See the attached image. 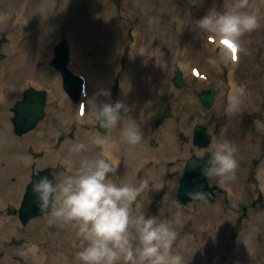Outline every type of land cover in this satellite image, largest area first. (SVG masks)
Returning a JSON list of instances; mask_svg holds the SVG:
<instances>
[{
    "label": "rangeland",
    "instance_id": "374dc122",
    "mask_svg": "<svg viewBox=\"0 0 264 264\" xmlns=\"http://www.w3.org/2000/svg\"><path fill=\"white\" fill-rule=\"evenodd\" d=\"M74 1L76 4L74 5L73 10L77 12L81 9L80 4H77L80 0ZM104 1L105 0H99L91 4V8L94 9V14L97 18H99V20L103 19L104 16ZM1 2L2 0H0V12L5 9L1 8V6H3ZM261 2H264V0ZM64 3L65 0H60L58 4L61 6ZM113 3L115 13H117V11L127 4L131 10L137 12V15L140 14L139 16L142 18V20H140V24L143 25V29L148 30L149 35L151 34V39L154 38L158 43L163 45V50H170L172 46V39L175 37V35L184 31V26L189 27L186 31L190 34H193V36H206V33L202 30L197 31L195 22L193 21L199 20V14L202 9L198 5L193 4V0H120L119 6L117 5L116 0H113ZM219 8L220 11H223L222 7L219 6ZM167 23L172 26V30L170 33L168 32L169 36H164L167 35V32H164L163 30H168L170 28V26L166 25ZM193 24L194 32L190 30V26L192 27ZM260 26L264 27L263 21H261ZM119 30L121 33H123V30L126 31L125 36H119L117 38L115 37L114 33L108 32L105 40L108 41L106 46L101 49V52L100 47L98 45L91 44V38L86 37V47L84 49V54L87 59H85L82 64L77 63L75 57V39L72 38L63 27H60L57 31H55V33H52L51 30H49L48 35L53 39L49 44V50L38 54L37 58L30 65L31 71H29L31 78L26 80L25 83L23 81L25 80L24 78L26 77L25 75L27 72L24 74L20 73H23L28 69H26L25 65L24 68L20 65V75L17 74V80H15L14 83V86L17 87L19 93L11 98V102L7 107H5V109L0 111V121L2 118H5L9 126V136L7 140L9 143L8 146L10 154V159L4 158L0 155V204L1 209H3L1 211L2 214H0V264H44V260L35 262L27 260V258L31 255V251L34 249L32 248L33 246L38 249L40 248V255L43 254V257L50 256L51 262H53L56 260V256L59 252V241L54 236L60 229L67 227H69L73 233L76 232V230L71 225L62 226L60 224L50 222L47 215L34 218L24 228V230L20 232L18 231V227L21 225L19 219L17 216L8 214L5 209L9 203L19 207L18 203L23 193V188L28 181V170L30 169L31 161L33 160V155H31L29 152L30 147H33L35 151L44 150V152L48 154L49 159L57 161L59 160L63 169H61L60 166L56 169L58 171L61 170L64 174H68V166L70 161L65 160V158H68L65 155V150H69L70 146L73 143H78V141L86 145H92L91 141L94 137V134L96 133L93 129V126L91 127L92 121L85 122L83 119H77L78 102H75L73 99H71L70 95L64 90L63 79L60 72L50 65L51 60L54 58V47L56 43H58L63 37H67L71 42L72 60L70 67L74 72L84 73L88 78L89 90L91 94L90 97L87 98V110L90 112L91 105L89 100L96 99L97 103L99 104L103 103L109 97V89L116 76V72L120 68V59L127 44H131V50L130 58L126 68L128 70L125 74V78L133 76L136 72L135 69L130 68L134 42H130L129 34H127V24L122 25ZM257 33H261L260 29L257 30ZM190 36L192 37V35ZM252 36L253 34L251 33V36L249 37ZM37 37L38 35H35L27 48L30 50H35V48H40L41 46L45 45V43H36L39 41V39H36ZM11 38L18 43V37L13 33L9 34L5 32L0 35V72L3 70L4 62L9 59V52L4 50V47H10L9 39ZM247 38L248 37L243 38V41L246 43L247 47V51L245 50L244 53H251L253 44L249 42V39ZM25 46L26 45L24 44V47ZM21 47H23L22 44ZM91 49L92 51L94 50L93 54H91ZM201 55L202 53L200 51L197 53H192L190 55V59L192 61L197 60V62H200L199 59ZM217 56H219V54ZM94 57L96 58L95 62ZM242 65V73L244 75L250 73V75L258 80V75L253 73L255 70V64L250 65L248 61H243ZM251 66L253 69H251ZM150 72L152 73L151 70ZM259 76L261 77L260 86L263 87L260 90L264 96V75L261 73ZM161 80V77L156 78V83L154 84L151 81V78L145 79L143 81L144 85L141 93H139L137 97L133 99V101L126 100L123 103L128 109V112L122 113V118L124 116L127 120L125 126L131 124L141 126L145 123L138 112V110H145L143 106L144 103H146V114L149 115V119L152 121V119L157 116V113H160L164 103L175 98L171 96L170 85L168 83L165 84L160 82ZM255 83L257 87L258 82ZM28 85H35L48 90L49 96L47 114L46 117L38 124L37 128L28 132L27 134L19 136L13 130V123L11 121V117L13 115L12 106L14 105L15 101L22 96L23 89ZM106 87H108L107 92L105 91ZM256 91H258V88H256ZM142 93L143 99L145 100L143 103L139 98ZM105 95L107 97H105ZM258 99H260L258 103H251V107H254L257 111H259V117L255 120V122L249 124L247 119L242 121L240 120L239 123L237 122V127L235 126V132L229 135L232 146L236 147L240 143V140H248L250 144L249 150L235 155V159L238 163V167L235 171V178L225 181L226 184H232V187L235 191L234 195L231 196L229 194V197L225 192L223 194H218L217 201L213 203L189 202L188 204L183 205L177 200V190H175L173 197H170L168 200H164L165 195L160 193L159 196L161 197V200L158 201V204L150 206L149 208H146V206L143 204L141 206L140 201L133 204V213L135 215L145 214L147 218L155 217V213L162 210L168 203L170 208H172L175 212V217L177 215L174 226L177 228V232H179V248L182 251H184L189 246H195V244H190L188 246L186 241L182 242V237L189 236L192 233V230H189L188 227V218H190L188 212L193 210L195 206L212 207L216 206L219 202L222 203V206L221 208L219 207V209L230 218L229 223L226 227H224V235L222 237V240L224 241L222 242L220 253L223 255L224 244L238 243L239 240H241L244 230H247L249 227L251 221L250 216L247 220H245L243 231L241 232V235L238 239H232L229 235L231 226L240 215L242 206L249 205V215L251 212L253 216L259 217V219L263 221V224L258 226L257 230H259H256L257 232H251L253 242L255 240V243L251 247L253 256L249 257L246 255V258L249 264H264V256L262 254V251H264V201L255 207L251 206L253 199H255L263 189V186L259 182L256 183L253 181L254 178L258 179L256 172H258L259 168L261 167V154H259V152L264 153V107L262 106V102H260L263 98L259 96ZM246 111L249 112L247 108ZM149 128L152 132L153 129L150 124ZM82 130L85 131L83 132L82 139L79 140L78 136ZM89 130H91V141L87 140L85 135V133ZM69 133H73L74 136L71 138L68 136ZM158 134L159 136L153 132L150 138L146 140L145 146H147L149 149H152V146L150 145V139L154 136H156L160 144L170 143L171 141H173L174 144L179 142L178 134L175 133V130L170 127V123L168 122H165L161 126L160 132ZM61 136L65 138L60 142L59 137ZM214 143H216V138L213 140V144ZM123 144L125 157L129 155H138V153H141V155L143 154L144 149L140 144ZM178 154L179 153L176 151V153H172V156ZM151 159L152 158H147L146 163H148ZM37 160L40 164H44L46 161L44 157L38 158ZM71 167L73 170H75V168L78 167V164L71 162ZM210 181L217 182L216 179H212ZM120 184L136 186V184L131 181V178L127 174L122 176ZM242 185L246 186L243 198L238 197L239 187ZM163 200L164 205L161 203ZM14 236H16L17 239L23 237L25 239V243L22 245L10 246V241ZM54 247L56 251H54ZM1 251H5V253L2 255Z\"/></svg>",
    "mask_w": 264,
    "mask_h": 264
},
{
    "label": "clouds",
    "instance_id": "9594fccd",
    "mask_svg": "<svg viewBox=\"0 0 264 264\" xmlns=\"http://www.w3.org/2000/svg\"><path fill=\"white\" fill-rule=\"evenodd\" d=\"M195 26L216 38L221 45V58L227 61L233 57V49H239L241 38L260 27L259 9L253 8L251 0H224L223 11L211 8L195 21ZM89 103L88 119L109 131L120 123L122 113L128 112L119 101L98 104L91 99ZM239 105V96L230 95L228 111L238 112ZM120 138L123 143L138 145L143 134L139 126L131 124L122 128ZM91 143L100 149L96 156H83L88 146L73 143L69 153L79 157L78 167L73 170L69 162L68 174L59 180L53 177L54 182L41 177L32 187L35 203L50 222L71 225L76 230L82 241L76 253L77 264H185L184 257L173 252L177 234L167 220L133 213L132 206L148 181L139 187L114 182L110 174L115 176L119 165L109 154L117 148L116 143L100 135L94 136ZM236 151L227 141L212 144L203 175L209 181L216 179L218 184L234 179L238 167ZM192 164L200 167L197 161ZM189 195L192 199L207 198L203 192Z\"/></svg>",
    "mask_w": 264,
    "mask_h": 264
},
{
    "label": "bare ground",
    "instance_id": "6f19581e",
    "mask_svg": "<svg viewBox=\"0 0 264 264\" xmlns=\"http://www.w3.org/2000/svg\"><path fill=\"white\" fill-rule=\"evenodd\" d=\"M60 0H2L1 8H5L0 12V35L3 33H13L18 37L17 47H4L9 52V59L4 62L3 70L0 72V111L5 109L11 102V98L18 94V89L14 86L15 80H17V74H19L20 65L23 67L26 65L28 70H25V80L31 78L29 70L30 65L37 58L38 54L42 51L49 50V44L52 42V38L47 36V32L51 30L55 33L60 27L69 33L72 38L75 39V53L77 63H83L86 58L84 49L86 47L85 38L90 37V43L98 42L101 47H104L106 42V35L108 32L115 34V37L125 36L126 31L120 32L122 25L128 26L127 31L136 37L134 42L133 58L131 66L137 69L138 76H144L147 72V66L149 63H153V54H158L159 60L167 59L168 52L162 51L161 44H158L155 40L148 42L149 35L142 29L139 20L136 19V13L131 10L128 5H124L117 13L114 12L113 0L104 1V16L99 20L94 14V9L91 8V4L99 0H80L77 4H80V10L74 11L73 7L76 4L74 0H65V3L59 6ZM195 4L208 6L209 10L213 7L217 9V5L222 4L224 0H193ZM258 2V0H257ZM260 2V1H259ZM5 5V6H4ZM259 13L264 18V3H258ZM262 29V27H260ZM32 30L28 38L23 36ZM126 30V27H125ZM264 30V27H263ZM128 34V33H127ZM38 35L36 39H39L36 43H45L40 49L30 50L28 45L32 39ZM23 44V47L20 45ZM24 44L26 45L24 47ZM214 47H220L221 45L216 42ZM149 56V61H144V58ZM241 61L239 56L238 62ZM233 64H236L232 62ZM24 64V65H23ZM19 74V75H20ZM136 77L130 79V83L137 93L142 90L141 84H135ZM127 89V87L125 88ZM134 94L131 95V98ZM234 116V113H232ZM79 119V118H77ZM85 122L90 121L88 119V113L83 117ZM148 123L146 122L141 127L143 134V147L145 154L156 155L162 150H151L146 148L145 140L150 136L148 130ZM47 126V125H45ZM79 133L78 139H82L83 132ZM116 130L107 137L110 142H114ZM98 133V132H97ZM99 135V134H97ZM86 139L91 141V130L85 133ZM9 126L5 118L0 121V155L4 158L10 159L9 154ZM102 136V135H100ZM78 143H80L78 141ZM87 151L82 153L83 156L91 157V154L95 155L94 147L91 144L87 145ZM247 143H240L236 146V154L241 151L248 150ZM65 155L71 159V161L79 164V157L70 156L69 150H65ZM110 158L119 165L117 172L119 173L122 168L129 172L135 171L132 162H124L120 157V149L117 147L110 154ZM8 170V169H7ZM260 182L264 186V167L260 172ZM110 178L115 182L114 176L110 174ZM243 187H240V191H243ZM190 218H188L189 230L192 233L189 236L182 237V242L186 241L189 246L184 251L179 248V238L177 228L174 226L175 212L169 207L155 213V217L161 220H167L170 227L176 232L177 238L173 245V252L180 254L185 259V264H230L237 262V264H247L248 261L244 260V251L251 245V234L255 233L258 226L262 223V220L254 216L248 229V233H245L243 240L237 244H225V254L221 256L220 248L222 246V227L229 222V217L224 215L215 206L211 208L196 206L195 209L188 212ZM67 227V226H64ZM55 235V234H54ZM53 235V236H54ZM55 238H61L60 247L56 260L51 262V257L46 259L45 264H77L76 253L81 249L82 241L77 236L76 232L73 233L69 227L62 228L54 236ZM247 250V249H246ZM54 251H56L54 247ZM39 250L34 249L29 261H37L40 259Z\"/></svg>",
    "mask_w": 264,
    "mask_h": 264
},
{
    "label": "water",
    "instance_id": "95a60500",
    "mask_svg": "<svg viewBox=\"0 0 264 264\" xmlns=\"http://www.w3.org/2000/svg\"><path fill=\"white\" fill-rule=\"evenodd\" d=\"M68 60L69 54L67 43L64 41L62 44L57 46V57L53 61V64L63 73L65 77V88L70 92L73 98L78 99L81 90V82L68 69ZM45 104L46 96L44 92H37L31 89L26 91L24 100L17 102L13 108V110L16 112L13 121L15 122L16 128L20 133L31 129L37 124L39 119L44 117ZM167 115L168 111L166 109L164 115L158 120V122H161ZM199 137L200 135L198 133L197 138ZM207 160L200 161V167H196L194 169L190 168L188 170V176L187 178H183L182 186L180 188L181 200L186 201L187 199L191 198L189 193H207L209 191L207 189L206 177L202 173V168L207 163ZM32 187L33 183L29 186L21 208L20 216L24 223H26L30 218L42 214L35 203L36 198L32 192ZM211 194L212 193L209 195Z\"/></svg>",
    "mask_w": 264,
    "mask_h": 264
},
{
    "label": "flooded vegetation",
    "instance_id": "af4514ba",
    "mask_svg": "<svg viewBox=\"0 0 264 264\" xmlns=\"http://www.w3.org/2000/svg\"><path fill=\"white\" fill-rule=\"evenodd\" d=\"M172 81L174 82V79H172ZM186 88H187L186 96H190L192 98H197V96L199 95V93H201L204 90H207V87H205V86H196L194 83L188 84L187 81H186V79H184V87L182 88L181 93H179V95H181L182 92Z\"/></svg>",
    "mask_w": 264,
    "mask_h": 264
},
{
    "label": "snow or ice",
    "instance_id": "6c2138e0",
    "mask_svg": "<svg viewBox=\"0 0 264 264\" xmlns=\"http://www.w3.org/2000/svg\"><path fill=\"white\" fill-rule=\"evenodd\" d=\"M223 43H225L226 45H228V46H231L230 44H229V42H227V41H224ZM233 60H235V59H237V56H236V50L235 49H233Z\"/></svg>",
    "mask_w": 264,
    "mask_h": 264
}]
</instances>
